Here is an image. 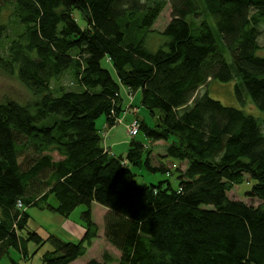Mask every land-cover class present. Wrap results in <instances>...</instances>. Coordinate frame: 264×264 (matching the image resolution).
<instances>
[{"label": "trees", "instance_id": "trees-1", "mask_svg": "<svg viewBox=\"0 0 264 264\" xmlns=\"http://www.w3.org/2000/svg\"><path fill=\"white\" fill-rule=\"evenodd\" d=\"M7 5L16 30L9 36L0 23V70L38 99L0 104V255L48 244L41 264H71L97 238L95 203L107 210L104 239L119 257L86 264H264V120L203 90L236 79L237 97L264 112V0H1L0 11ZM166 5V41L150 51L147 35ZM124 89L140 92L155 119L139 131L167 143L156 165L139 131L124 156L101 146L96 122L116 126ZM140 164L175 172L177 186L139 184ZM245 176L256 207L228 197ZM30 205L64 218L84 206L81 239H43L28 227Z\"/></svg>", "mask_w": 264, "mask_h": 264}, {"label": "rangeland", "instance_id": "rangeland-1", "mask_svg": "<svg viewBox=\"0 0 264 264\" xmlns=\"http://www.w3.org/2000/svg\"><path fill=\"white\" fill-rule=\"evenodd\" d=\"M10 13V5H7L0 11V23L6 24V26L8 27L9 36L13 35L14 31L16 30L14 22L13 20H11ZM74 15L79 24L83 27L85 25V20L80 12L75 11ZM169 20L170 6L166 5V7L162 10L159 17L155 21L151 29V33L147 35L146 46L150 51H156L159 46L164 41H166V39L161 36L160 33L163 31ZM259 44L260 46H264V33L259 39ZM102 66L107 69L113 77H115L114 72L109 64L103 62ZM69 83L70 80L68 78H64L62 84L65 88H70ZM236 83V79L228 83L211 81L205 88H203V90L205 89L206 93L212 99L219 101L223 105L242 109L247 114L252 115L254 118L262 122L264 120V112L258 110V108L252 103L251 99L248 96L243 94V100H240L237 97L235 92ZM138 94L139 95H135V93H133L131 96L133 97L135 95L134 98L132 100L129 99V102L131 101L132 103L134 101L135 105L138 107V111H136L135 114L132 112V110H130L127 116H123V114H121L120 118L123 121L114 126L111 130V133L108 129L101 128L100 134L102 137V144L103 142L117 143L116 149L112 150L115 155H122L126 152L128 143L130 141V138L126 131V126L130 124L135 118L140 122L142 121L146 123L150 127L154 125L155 119L151 117V115L145 108L142 107V105L140 104V92H138ZM122 97L123 101L125 102L126 94L124 93V91L122 92ZM37 99L38 98L33 96L32 93L16 79V77L7 75L0 70V104L14 101L18 105L25 107L28 105H32ZM122 107L124 111L127 108L125 106V103L122 104ZM101 121H103V117H101L96 122L97 127L101 126ZM135 141L142 143L144 146L147 145L151 148L153 154L152 162L155 165L158 164L156 160L157 156H159V154L163 155L167 147V143L162 141L150 144L148 139L143 135L141 131H139L138 135L135 137ZM161 161L166 162L165 159H161ZM167 161H170V159H168ZM172 164L174 163L169 162L167 166L172 168L174 166ZM176 164L178 163L176 162ZM179 165L181 170H183L185 164L183 163ZM133 171L137 174L136 180L141 185L156 184L159 181L167 179L171 182L173 187L177 186V175L175 172H173L169 176L162 173H151L147 171L142 164L136 166ZM252 183L253 182L249 181L248 177L245 176L244 180L239 183V185L233 186L231 191H229L228 193V197L232 200L242 201L247 205H251L254 207L258 206L259 202L256 199L247 198L245 196V192L250 190ZM49 203L55 205V202L52 199L49 200ZM96 206L98 210L96 209L93 211V218L97 223L100 224V218L102 216L101 209L104 208L99 205ZM84 210V206H78L70 214L69 217L64 218L53 211L42 209L39 206L30 205L28 207H24V211L29 216L28 227L30 230L36 231V233H38L43 239L48 238L49 235H54L65 242L68 241L74 243L78 242L81 239L84 232L85 221L82 218V213ZM0 217H2L1 212ZM13 230L16 231L15 224L13 225ZM107 243L101 240V242L97 243L89 249L87 257L95 256L96 258H101L103 253L105 252L110 254L114 258L119 257L118 251L115 250L111 245H107ZM25 246V250H23L22 252L10 249L9 252H7L8 256L7 254L0 255V264H41L42 255L50 249V246L48 244H45L38 250V247L32 242L25 243Z\"/></svg>", "mask_w": 264, "mask_h": 264}, {"label": "crops", "instance_id": "crops-1", "mask_svg": "<svg viewBox=\"0 0 264 264\" xmlns=\"http://www.w3.org/2000/svg\"><path fill=\"white\" fill-rule=\"evenodd\" d=\"M124 93L126 94V100H125V102L123 101V100H121V107H122V104H124L125 103V106L127 107V108H129L130 110H133V111H138V107L135 105V103H134V101L131 103V101L129 102V99H133L134 98V96L135 95H139L138 94V92L136 93L135 92V95L132 97L131 95H129L128 94V91L126 90V89H124ZM141 104V103H140ZM132 108V109H131ZM122 109H123V107H122ZM104 124H105V120H103V121H101V126L100 127H98L100 130H101V128H103V129H107V128H105V126H104ZM113 128H111V129H108L109 131H110V133H111V130H112ZM102 136H103V134H102ZM158 143V142H157ZM101 146H102V148L105 150V151H107V152H109V154H111V155H114V156H120V155H115L114 154V152L112 151L113 149H116V146H117V143H115V142H113V143H109V142H103V144L101 143ZM127 149H128V146H127ZM127 149H126V151H127ZM126 154V152L124 153V154H122L123 156ZM159 155H162V154H159ZM97 204H95V203H93L92 205H91V219H92V221H93V223H95L96 224V226H97V229H98V234H97V239H95L93 242H92V245L88 248V250H87V252H86V254L83 256V257H81V258H79V259H77V260H75V261H73L71 264H86L88 261H90V260H92V259H95V260H100L101 258H96L95 256L94 257H87V255H88V251H89V249L90 248H92L94 245H96L97 243H99V242H101V240L102 241H104L105 243H107L104 239H103V237H104V225H103V220H104V216H105V214H106V212H107V210L104 208V209H101L102 211H101V213H102V216H101V218H100V224L99 223H97L95 220H94V218H93V211L94 210H98V208H96L97 206H96ZM98 212V211H97ZM84 233V232H83ZM68 242V241H67ZM107 245H109L108 243H107ZM118 256H119V254H118Z\"/></svg>", "mask_w": 264, "mask_h": 264}, {"label": "built area", "instance_id": "built-area-1", "mask_svg": "<svg viewBox=\"0 0 264 264\" xmlns=\"http://www.w3.org/2000/svg\"><path fill=\"white\" fill-rule=\"evenodd\" d=\"M130 100H131V99H130ZM126 109H127V111H123V112H122L123 116H127L128 113H129L128 108H126ZM132 112L135 114V111L132 110ZM122 121H123V120H122V119L120 118V116H119V117L116 119L115 123H116V125H117V124L121 123ZM139 125H140L139 120L135 118L130 124H128V125L126 126V131H127V134H128V136H129L130 139L133 138V137H135V136L137 135V133H138V131H139ZM16 208H17L18 210H22V209H23V205H22V203L18 201L17 204H16Z\"/></svg>", "mask_w": 264, "mask_h": 264}]
</instances>
